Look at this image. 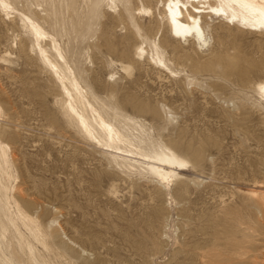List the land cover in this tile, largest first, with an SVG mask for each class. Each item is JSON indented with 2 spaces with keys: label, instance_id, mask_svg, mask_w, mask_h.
I'll return each instance as SVG.
<instances>
[{
  "label": "rangeland",
  "instance_id": "374dc122",
  "mask_svg": "<svg viewBox=\"0 0 264 264\" xmlns=\"http://www.w3.org/2000/svg\"><path fill=\"white\" fill-rule=\"evenodd\" d=\"M10 1L60 41L98 105L119 104L154 142L173 145L192 164L183 172L185 184L166 190L115 164L65 115L57 84L31 50L18 15L0 14V141L9 146L14 187L23 186L36 203L43 225L57 220L62 244L74 242L75 255L85 250V264H197V253L216 264L217 240L231 224L233 244L246 240L240 231L260 216L247 191L264 195L258 188L264 183V100L255 91L264 81V33L207 17L209 46L201 52L192 41L170 37L165 0ZM141 6L153 15H138ZM153 42L174 75L135 61V47L151 50ZM122 65L132 67L130 75ZM172 116L178 118L171 133L161 135L159 127ZM257 243L263 262L264 237ZM49 257L53 264L64 261Z\"/></svg>",
  "mask_w": 264,
  "mask_h": 264
},
{
  "label": "bare ground",
  "instance_id": "6f19581e",
  "mask_svg": "<svg viewBox=\"0 0 264 264\" xmlns=\"http://www.w3.org/2000/svg\"><path fill=\"white\" fill-rule=\"evenodd\" d=\"M111 2L116 4V0ZM162 8L170 37L179 42L192 41L195 49L201 52L209 46L203 24L204 18L207 17L215 16L232 26L264 33V16L261 15L264 0H165ZM0 14L7 20L14 18L13 14L18 15L22 28L32 39L31 50L57 84L65 115L85 140L107 152L115 164L128 167L130 172L138 171L140 179L155 183L160 190L185 184L187 178L183 172L189 171L191 162L186 159L185 162L189 165L186 168L176 166L174 157L185 158L166 144L154 142L146 126L128 116L119 104L98 105L97 97L88 86L83 85L81 73L68 59L60 41L47 32L36 18L17 11L10 0H0ZM137 14L151 16L153 11L151 7L141 6ZM133 26L139 36L140 24L134 23ZM105 45H111L110 41L107 40ZM10 56V53H6V58L2 61L7 62ZM134 56L136 62L141 59L148 60L159 73L175 74L166 63L160 45L154 42L151 50H147L143 43L138 44ZM122 70L130 75L132 67L122 65ZM255 91L260 99L264 100V81L255 85ZM2 112L0 103V115ZM162 177L170 179L165 180ZM14 179L9 146L0 141V264H53L49 257L51 254L64 260L60 262L58 259V264H85V250H81L82 255H75L74 242L68 239L69 245L62 244L61 238H66L63 227L60 224L57 228L54 227L53 224L57 223L55 219L44 226L40 220L41 216L35 212L36 203L26 199L23 186L14 187ZM258 188L264 189V183ZM179 189L184 194L187 193L185 188ZM247 195L256 199L254 206L260 216L253 219L254 226L248 224L247 228L240 231L246 239L243 242L233 244L232 224L229 231L224 233L226 237L218 238L216 248H219L220 255H217L216 264H264V260L258 262L261 256L258 252L261 249L257 243L264 237V195L260 194L257 188L247 191ZM54 211L57 209L54 208ZM163 237L167 240L164 233ZM224 253L226 255H223ZM196 259L197 264H208L205 261L206 256L201 253H197Z\"/></svg>",
  "mask_w": 264,
  "mask_h": 264
},
{
  "label": "snow or ice",
  "instance_id": "6c2138e0",
  "mask_svg": "<svg viewBox=\"0 0 264 264\" xmlns=\"http://www.w3.org/2000/svg\"><path fill=\"white\" fill-rule=\"evenodd\" d=\"M172 9V4H169V10L171 11ZM213 11H216V9H212ZM261 15L264 16V8L261 9ZM191 83V81H190ZM178 117L172 116L169 118L168 123L166 125H161L159 127V133L161 135H163L165 132H168L169 134L171 133V127L170 125H172L174 123V121L177 119ZM165 139H167V137H165ZM99 143V141H98ZM170 147H173V145H169ZM177 151H179V149H176ZM186 159H188L187 157L185 159H176L175 157L173 158L174 163L176 164V166L180 167V168H186L188 167V163H186ZM162 179L165 180H169L170 177H162Z\"/></svg>",
  "mask_w": 264,
  "mask_h": 264
}]
</instances>
